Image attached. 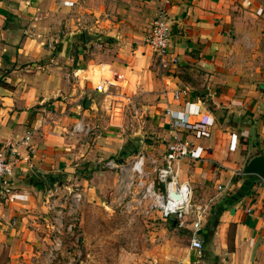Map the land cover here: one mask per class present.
<instances>
[{
	"label": "crops",
	"instance_id": "crops-1",
	"mask_svg": "<svg viewBox=\"0 0 264 264\" xmlns=\"http://www.w3.org/2000/svg\"><path fill=\"white\" fill-rule=\"evenodd\" d=\"M161 9L174 59L164 72L146 42ZM102 82L106 93L95 91ZM176 91L185 94L174 100ZM112 101L125 106L122 131ZM184 104L208 126L200 138L181 134L196 157L179 164L204 211L202 249L190 247V223L178 229L170 218L168 234L189 241L169 238L156 263L264 264L263 180L242 173L251 155L264 157V0H0V144L33 132L19 148L15 202L0 204V264H56L46 255L49 189L78 187L81 215L91 206L114 212L115 174L99 160L142 151L161 165L165 110ZM80 119L94 132L72 135Z\"/></svg>",
	"mask_w": 264,
	"mask_h": 264
},
{
	"label": "built area",
	"instance_id": "built-area-1",
	"mask_svg": "<svg viewBox=\"0 0 264 264\" xmlns=\"http://www.w3.org/2000/svg\"><path fill=\"white\" fill-rule=\"evenodd\" d=\"M260 11L257 12L259 14ZM170 21L165 9H161L151 23L146 42L152 52L158 57L159 71L164 72L174 63L169 52ZM55 41H48V49L54 47ZM76 76V73H73ZM108 82L100 83L95 91L106 93ZM184 91H176L174 100H179ZM125 106L116 101L109 105L111 121L119 125L122 131L123 109ZM184 104L181 112L166 108L165 114L170 120L171 137L162 156V164L157 158H150L145 152H138L126 161L108 158L100 159L99 166L103 170L115 174V194L110 204L119 212L128 216H137L141 219H150L157 215L162 220L173 218L177 228L184 229L190 223L193 237L190 247L200 254L202 242L197 238V231L201 228L204 211L192 204V189L188 182L179 180V164L183 159H195L196 150L187 141L181 138L182 133L194 132L197 137L208 134L206 123L191 120L199 116V110ZM96 126L85 124L82 119L74 123L72 135H89ZM33 132L28 133L20 142L5 141L0 144V204L15 202V188L13 179L20 162V146L29 147ZM264 187V180L262 182ZM222 190V187H218ZM176 195L177 197H174ZM84 201L82 191L78 187H54L44 198V208L49 218L50 243L46 255L50 261L56 262L57 253L62 248V239L74 236L80 223V209ZM191 214L195 215L190 220ZM78 240V238H75Z\"/></svg>",
	"mask_w": 264,
	"mask_h": 264
},
{
	"label": "rangeland",
	"instance_id": "rangeland-1",
	"mask_svg": "<svg viewBox=\"0 0 264 264\" xmlns=\"http://www.w3.org/2000/svg\"><path fill=\"white\" fill-rule=\"evenodd\" d=\"M113 211L106 212L100 206L84 209L75 235L62 239L56 264H158L154 252H163L161 247L157 248L160 244L169 238L178 244L189 241L180 230L170 236L166 229L169 220L157 215L141 219L118 209ZM194 216L191 214L189 219L194 220Z\"/></svg>",
	"mask_w": 264,
	"mask_h": 264
},
{
	"label": "water",
	"instance_id": "water-1",
	"mask_svg": "<svg viewBox=\"0 0 264 264\" xmlns=\"http://www.w3.org/2000/svg\"><path fill=\"white\" fill-rule=\"evenodd\" d=\"M170 35H171V30H170ZM242 173L243 174H254L260 179L264 180V157L261 155H256V156L251 155L248 158L242 170ZM53 188L54 187L50 188L49 192L53 190ZM173 196L177 197L176 195H173Z\"/></svg>",
	"mask_w": 264,
	"mask_h": 264
}]
</instances>
